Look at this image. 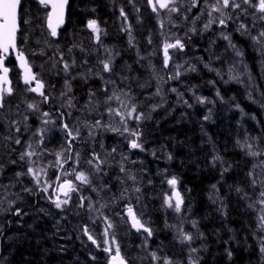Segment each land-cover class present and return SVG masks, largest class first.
I'll return each instance as SVG.
<instances>
[{
	"label": "trees",
	"instance_id": "obj_1",
	"mask_svg": "<svg viewBox=\"0 0 264 264\" xmlns=\"http://www.w3.org/2000/svg\"><path fill=\"white\" fill-rule=\"evenodd\" d=\"M182 1L185 6L188 5L189 0H177L180 3ZM154 7L157 9L155 12L146 0H69L65 25L58 32L55 42L57 49L52 52L39 44L46 33L47 8L39 0H21L18 46L35 64L43 61L44 69L49 74L44 69L40 70L38 79L46 86L45 94L57 91L60 82H73L75 105L79 106L89 89L98 90L100 86V79L96 78H87L93 80L90 88L80 82L82 79H71L76 68L81 65L87 67L93 59L89 56L87 63H82L79 53L74 48L71 49L79 43L86 46V34L92 33L87 27L88 21L96 20L101 29L96 42L99 49L105 46L107 51H114L118 55L111 61L112 72L117 80L122 73L127 72L128 80L136 79L144 84L148 81L149 64L152 77L157 75L156 68L152 65L155 63L158 66L165 60V44L170 40L166 34L167 26L172 25L163 18V13L155 2ZM121 9L127 19L120 16ZM129 32L133 37L132 45L129 44ZM192 33L190 30L187 34L189 37L182 40L185 45L183 50L168 49L169 60L175 63L176 73L179 72L180 75L177 82L171 81L164 85L162 101L158 98L150 100V114L147 112L149 101L144 97V94L151 91L150 87L148 90L131 85L119 87L120 97L128 100L130 105L135 107L137 101L145 106L144 120H139L136 124L133 119L125 121L130 129L134 127L141 132L139 143L150 146V151L158 153L155 157L147 156L145 159L148 166L150 164V178L138 180L142 187L140 193L144 198L142 204L149 224L155 226V234L160 240L157 248L162 256L175 261H186L187 244L178 241L172 233L169 225L171 219L167 221L159 204L160 191L166 189L168 177L160 176L156 168H167L166 174L178 181L177 187L183 197L181 207H185L187 218L191 222H197L196 227L191 223V230L198 238L190 247L198 246L201 255L199 264H264V255L260 252L264 228L260 224V206L257 203L260 197L258 185L253 186L252 183L255 172L258 169L261 171L264 166L259 165L255 157L248 156L247 149L241 147L246 141L252 142V139L264 146V58L257 53L260 45L255 46L250 37L232 35L241 45L242 55L249 65L251 83L245 85V77L243 80L228 78L227 71L233 68L231 64L234 60L233 65H237L240 56H235L231 61L227 56L226 44L219 39L214 40L208 34L202 38V35ZM178 35L176 33L175 37ZM90 47L88 45L85 48ZM55 48L56 46L52 50ZM33 49L44 52L32 54ZM192 50L198 54L197 60H202V66L197 61L195 71L182 58ZM54 52L58 61H54ZM74 57L76 67H70L66 74L61 66L66 59ZM6 64L11 70L14 89L18 86L23 88L19 81H15L18 70L13 57L7 59ZM206 64L209 67H205ZM84 70L88 72L87 68ZM218 71L221 76L216 74ZM182 79L198 87L207 101L203 104L194 103L189 98L190 102L185 103L184 99L178 98L182 95ZM50 81H55L57 85ZM172 89H176V94L171 92ZM19 94L32 101L33 95L26 89L13 90L11 100L15 101ZM57 100L55 98L52 101L55 106ZM64 110H69V107L65 106ZM60 123L55 120L52 127ZM2 130H7L3 116L0 117V133ZM94 132L97 136H102ZM108 138L109 134L106 135V143ZM215 156L220 159L214 160ZM107 178L115 188L117 185L111 179L112 175L107 173ZM27 199L29 202L22 204L12 201L10 214L0 216L5 222L0 230V254L4 256L2 263L107 264L100 252L88 251L83 243L66 235L61 224L42 215L41 209H36L35 204L30 207L29 204L34 203L33 196L27 194ZM40 204L44 208L47 206L43 201ZM31 214L35 216L31 217ZM184 222L188 224L186 220ZM228 251L232 253L231 258L227 255Z\"/></svg>",
	"mask_w": 264,
	"mask_h": 264
},
{
	"label": "rangeland",
	"instance_id": "obj_2",
	"mask_svg": "<svg viewBox=\"0 0 264 264\" xmlns=\"http://www.w3.org/2000/svg\"><path fill=\"white\" fill-rule=\"evenodd\" d=\"M208 2L209 4L215 3V0H208ZM237 2H239V0H237ZM170 6L178 7L180 11L178 13H172L160 7L159 10L163 13V18L166 21L169 23L174 22L178 25L179 29L182 30H179L173 23L167 26L166 34L171 40H169L168 43H175L177 39L182 41L183 37L190 33L191 29L195 28L196 31H192V34L196 36L210 33L214 40L221 39L220 42L228 46L225 49L228 50L227 56H229L231 61H233L236 56L235 52L229 47V42L223 39L221 33L230 35L232 43L241 51L242 47L234 40L233 34H238L239 37H250L249 33L251 36H255L260 30L264 29V21L258 19L261 13L256 12L255 16H253L254 9L248 8L247 5H241V9L233 10L229 8L224 10L232 17V19L228 20L227 27L218 26L220 13L213 12L211 18L215 19L216 22L214 23H217L218 28L216 30H212V25L214 23L208 30H204V25L210 19L208 12L211 10L209 7L205 6L204 0H197V6L191 8V11H188L191 7V0L188 1V5L186 6L183 1L181 3L176 2L175 5ZM242 9H245L246 13L242 11ZM197 16H199V19H196ZM260 21L261 23H259ZM240 23H244L248 29V32L244 35L236 30ZM196 24L198 25L195 26ZM229 24H231L230 27L228 26ZM177 32L179 35L175 37V33ZM84 41H88L85 44L86 46L79 43L76 46H72L71 49L74 48L79 53V59L82 63H87L89 56H92L93 59L89 62L87 67L81 65L79 68H76L71 79L87 80V78L90 77L100 79L101 84L98 90L89 89L87 91L88 101L83 108L76 109L77 111L75 113V108H73L75 106H69L73 110L71 115L69 110H64V107L68 105L67 103L61 106L58 103L56 104L57 108L54 107V110L63 113L65 115L64 118L51 114L44 116V111L41 108L42 105L34 99L33 101H35L39 107L29 109L28 104L34 103L27 99L24 100V103L17 104L21 113L18 112L16 108H9L0 112L3 119L7 117L8 121L7 130H2L0 133V216L1 214H10V205L12 201H16L19 204L28 203L29 199H27V194H29L34 197V203L29 204L30 207L35 204L36 209H41L42 215H47L52 221H57L61 224L64 233L73 236L83 243V246L89 249L88 251L95 250L100 252L107 264H109V257L116 255L117 248H119L121 257L124 258L127 264H163V258L168 257L162 256L161 251L157 248V245H160V240L155 234V226L149 224V218L146 216L144 205L142 204L144 201L140 193L142 187L138 184L140 178H150V164L148 166L145 160L146 157L152 158L157 156L158 153L156 151H150V148L145 146V144H143V148L145 149L143 151L129 147V142L134 139L138 141V137L130 135V133L124 131V129L127 126L130 131L137 130L134 127L130 129L125 120L133 119L136 124L139 120H136L135 117L138 115L141 116L140 120H144L146 117V108L141 102L136 101V114L134 115V111H132L133 106L130 105L128 100L120 97L119 87H121V85H131L135 88H142L143 90H148L150 87L151 91L149 90L148 94H144V97H147L145 98L146 101H149L147 104V112L150 114V100L158 98L162 101L164 85L171 81L177 82V78H172L176 76L175 63L169 60L167 67L165 66V60H162L158 66L154 63L152 66L156 68L155 71L157 75L153 72L152 74H154V76L152 77H150L149 64L148 76L145 74V76L148 77V81L144 84H141L136 79L128 80L127 72L122 73L120 79L117 80V77L112 71H103V62L109 60L113 61L118 55L114 51H107L105 46L99 49L96 45L97 39L94 33H87ZM39 44L41 47H48L52 52L57 49L55 41L47 32L43 35V39H40ZM88 45H91V47L85 48ZM54 46H56V48L52 50ZM259 49L257 53L260 57L264 58ZM33 50V53H38L39 51L44 52L42 50ZM54 53V61H58L56 52ZM197 56L198 54L192 50L189 54L183 55L182 58L187 60L188 65L191 67H197ZM60 57L62 58L63 56L60 54ZM214 58H216V56H214ZM240 58L237 65H233L235 60L232 62L231 67L233 68L231 71L230 69L227 71L228 78L234 76L243 80V77H245L244 84L250 85L251 76L249 74V65L243 55L240 56ZM52 59L53 58H50L51 61H53ZM75 60L76 57L70 60L66 59L61 67L64 68L66 62L70 67H76ZM238 65H241V68H239ZM35 66L39 71H42L45 67L43 61H39ZM52 66L51 69H54ZM86 68L88 72L84 70ZM44 72H46L47 75L49 74L48 70L44 69ZM117 73L119 74L120 71ZM216 74L221 76L219 71L216 72ZM69 84L72 86L71 82H69ZM59 85L58 90L50 94L56 99L59 98L63 100L60 96L63 91L66 93L64 97L67 100L73 99V97H69L72 93V87L71 91L68 92L65 87V82H60ZM182 85V95L181 97L178 96V98L184 99L187 103L190 102L189 98L194 103H198L196 97L205 98L204 93L198 87L193 86V84L190 85L182 79ZM55 87L56 86H54L53 89H55ZM152 88L155 89L152 90ZM157 92H159V94H157ZM171 92L176 94L172 90ZM50 94L48 93V95ZM109 96H113V99L105 102ZM116 96H118L119 99H116ZM205 101H207V99ZM109 109H112V111L109 112ZM129 113H131V117H129ZM6 114H8V116ZM250 115L252 114L250 113ZM55 120L56 123H59V121L61 123L60 125L55 124L52 127ZM98 120L100 121V125L96 126V121ZM65 124L68 125L69 129L73 128L75 130V133L72 132V134H77L78 130L79 137L75 136L74 141L79 139L86 140L85 146L77 148L75 142L72 141L73 146L70 150L66 142H61V139L67 140L68 138L65 132L66 130L63 127ZM51 128L52 130H49ZM114 128L120 131L114 132L110 130ZM17 129H19V131H17ZM54 129L60 133V136L62 135L61 139L60 137L58 139L55 138ZM94 131L102 134V136H97ZM107 134L110 135V138H108L109 141L106 143L105 138ZM17 139L21 141L20 144L15 143ZM249 143L253 145V150L264 149L263 144H258V141L255 139H252V142L249 141ZM113 149H115V151H113ZM26 151L32 152L33 155L31 157L25 156L24 159L21 160V154ZM68 152L70 153V158L66 160L64 155L68 154ZM57 154H59V156ZM94 155L98 157V161H100V163H98L99 171H96L95 168L87 163ZM256 158H258L259 165L264 166V155L257 156ZM13 161H15V163H13ZM98 161L94 160L93 163L96 164ZM79 164H85L84 168L80 170L78 168ZM19 166L23 167L22 171H19ZM30 167L33 169L32 173H28ZM7 168L11 169V172L2 179L3 170L6 171ZM121 168H123L124 171H121ZM156 169L160 176L168 177V179L172 178L166 174L168 171L167 168L161 170L157 167ZM79 171H84L86 174H89L90 184H82L81 181L76 179V172ZM18 172L25 173V175L17 177L16 173ZM107 173L112 175L111 179L113 180L125 181L124 184H116L117 186L113 188L108 182ZM72 175V184L76 187V191L69 192L68 196L58 197L61 191L58 187L55 193H53L55 184L61 186L65 181L69 180V176ZM254 180L258 185L257 192L259 194L261 190H264V183H262L264 182V169H261V171L258 169V171L255 172ZM137 188L140 189L139 192L135 191ZM25 189H31V191H26ZM93 189L96 190L94 191ZM160 189L161 188H158V190ZM172 190V187L166 182V189H161L160 191L161 199L159 200V204L163 210L164 216L167 218V221H169V218L171 219L169 223L170 229L172 233L175 234L178 241L181 239L180 230H183L185 233H192L194 236L192 242H196L198 235L191 230L192 222L187 218L185 207H181V211L176 212L174 207H168L165 204L166 199H170L171 203L173 205L175 204L171 196ZM65 199H68V204H62L59 209L55 207V202L57 200L63 201ZM42 201L47 204V207L44 208L40 204ZM259 206V217L261 218V216H264V211H261L262 206L260 204ZM129 207L133 209V212L145 226L152 230L153 235L151 237H148V234L143 232L142 229L137 231L130 227V218L128 214H126ZM34 216L35 214H31V217ZM184 220H186L188 224H186ZM108 223H111L113 227L108 228ZM4 224V219L0 217V230L4 227ZM85 227L88 229L87 235L84 233ZM105 233H107V235ZM89 235L92 237V240L88 238ZM113 239L115 243L112 242ZM93 240H95L96 243H93ZM183 244H187L185 250L186 261H175L169 258L172 264H189L191 244ZM104 248L110 249V252H105L103 250ZM196 249H198V246ZM152 252H156L161 259L153 261L150 255ZM191 255L193 258H197L198 261L201 258L199 250L196 253H191ZM3 259L4 256L0 254V264H4L2 263Z\"/></svg>",
	"mask_w": 264,
	"mask_h": 264
},
{
	"label": "snow or ice",
	"instance_id": "obj_3",
	"mask_svg": "<svg viewBox=\"0 0 264 264\" xmlns=\"http://www.w3.org/2000/svg\"><path fill=\"white\" fill-rule=\"evenodd\" d=\"M51 2V0H39V3L43 6H47L49 3ZM131 2V0H130ZM149 4L153 3V0H148ZM177 2V0H155V3L159 5V7L161 9H167L169 12L172 13H178L180 11V9L178 7L175 6H170V5H175ZM21 3V0H0V69L3 70L4 75L0 76V81H2L3 83L7 84L8 83V78H7V73L9 71V69L7 67H4V60L7 57V55L9 54V49H12L13 51L17 52V60L20 62L21 67H23L25 69V75H24V83L26 85H30L31 82L35 81L36 86L35 87H29L26 89V91H31L34 93H38L40 96L43 97V100L45 102H47V100L49 99V97L45 94L44 91H42V89H44L45 85L44 83L37 78L36 74H33L31 71V68L28 67L27 61L24 58V53L22 50H18L17 48V44H16V38H17V31H18V7ZM67 3V0H59L58 3H52V8L55 10H59L58 14H57V24L54 25L52 23V17H53V13H49L48 14V27L51 29V35L53 37H55L57 35V27L62 24L63 21V8L64 5ZM205 6L209 7L211 10L208 12V16L210 17V19L208 20V22L204 25V30H208L211 25L216 22L215 19L211 18L212 17V13L213 12H219L220 13V18L218 20V26H222V27H227V22L228 20L232 19L231 15H228L224 10L225 9H241V5H247L248 8H252L254 9L253 12V16H255V13H261V15L258 17L259 20L264 21V0H239V2H237V0H215V3H211L209 4L208 0H204ZM197 6V0H191V7L188 9V11H191V8H194ZM153 11H157L156 7H153ZM242 11H244L246 13L245 9H242ZM120 16L124 17L125 19H127L126 14L124 12L123 9H121L120 11ZM196 19H199V16L196 17ZM88 29H90L92 31V33L96 34V39L99 40V33L101 32V29L97 23L96 20H89L88 24H87ZM237 31L241 32L242 35H244L245 33L248 32V29L246 27V25L244 23H240L239 27L236 29ZM191 31L195 32V28L191 29ZM222 37L224 40H227L229 42V47L235 52L236 56H242V52L236 47L235 44L232 43L231 41V36L230 35H225L224 33H221ZM250 39L252 40L253 44L255 45H260V51H261V55L264 56V29L260 30L258 32L257 35L255 36H251L249 33ZM133 42V37L131 36V32H129V44L132 45ZM149 43H151V40L149 41ZM185 47L184 43L180 40L177 39L175 41V43H166L165 44V66H168V61L170 59L169 55H168V49H179V50H183ZM71 51V49H70ZM70 65L66 62L64 64V71L67 74L68 70H69ZM180 67V66H178ZM205 67H209L207 64L205 65ZM192 71H195V66H193L191 68ZM209 70H212L209 68ZM103 71L104 72H111L112 71V67H111V60L107 61V62H103ZM231 71V69H230ZM180 75L179 72L176 73L175 77H172L173 79L178 78ZM229 79H237L238 77H234V76H230ZM65 87L67 88V91L70 92L71 91V86L69 84V82L67 80H65ZM172 91H176V89H172ZM0 92H6L8 94L12 93V89L11 88H6V89H0ZM94 94V93H93ZM157 94H159V92H157ZM62 95H66V93H62ZM217 95H219V92H217ZM116 99H119L118 96L115 97ZM113 99V96H109L107 97V101H110ZM197 101L201 104L205 103L206 98H201V97H196ZM3 100L4 97L3 95H0V108H2L3 105ZM187 103V102H185ZM69 106H73L71 104V99H69ZM190 106V105H189ZM36 106L34 104L29 103L28 104V108L29 109H33ZM237 107H239L237 105ZM155 110V109H153ZM112 109H109V112H111ZM132 111H135V107L133 106ZM49 113L45 112L44 116H48ZM129 117H131V113H129ZM208 117H205V119H207ZM123 119V118H122ZM136 120H140L141 116H136L135 117ZM100 125V121H96V126ZM63 127L65 128V130H68V125L65 124L63 125ZM111 131L114 132H119V129H110ZM17 131H19V129H17ZM124 131L129 132L130 135L132 136H136L139 137L140 133L137 131H130L127 126L125 127ZM91 134V133H90ZM77 135H78V130H77ZM68 136H72L73 139H75V137L73 136L72 132L70 130H68ZM15 143L20 144L21 141L19 139H17L15 141ZM239 143V142H238ZM30 147V145H29ZM129 147L132 149H140L141 151H143V145L141 143H139L136 139L131 140L129 142ZM242 148H246L247 152L246 154L248 156H252V157H257V156H262L264 155V149H258V150H253V145L251 143H248L247 141L241 145ZM113 151H115V149H113ZM33 155L32 152H24L21 154L20 159L23 160L25 156L31 157ZM59 156V154H57ZM169 159H171V157L169 156ZM214 160H219L220 157L219 156H215L213 157ZM94 160L98 161V157H96L95 155L93 156L92 159H89L87 161V163L89 165H91L93 168L96 169V171H99V167H98V163H100V161H98L96 164L93 163ZM13 163H15V161H13ZM121 171H124L123 168H121ZM225 171H227V169H225ZM33 169L30 167L28 169V173H32ZM17 177L21 176V175H25V173H16ZM249 175L251 176L252 173H249ZM76 179L81 181L82 184H90V180H89V174H86L84 171H79L76 172ZM167 183L172 187V189L174 190L175 193V204L173 205L171 203L170 199H166L165 200V204L168 207H174L176 212H180L181 211V206L183 204V199L180 195V193L178 191H175L176 189V185L178 183L177 179L175 177H172L171 179H168ZM253 186L256 185V181L253 180L252 181ZM264 183V182H262ZM213 187L215 188V185H213ZM26 191H31V189H25ZM60 190L64 193L65 196H68L69 192L72 191H76V187L72 184L71 181H65L64 184H62L60 186ZM94 191L96 189H93ZM46 191V189H45ZM135 191L139 192L140 189L137 188ZM237 191H240V189H237ZM259 199L257 200V203H259L262 208L261 211H264V190H261L259 193ZM68 199H65L63 201H59L57 200L55 202V207L56 208H61L62 204H68ZM83 206V205H81ZM251 207V205H250ZM17 214H19V209H17ZM128 216L131 219V223H132V227L135 228L137 231H140L141 229L143 230V232H146L148 234V237H151L153 235L152 230L149 227H146L145 224L136 216V214L133 212V209L131 207L128 208ZM261 220V226H264V216H261L260 218ZM193 227L197 226V222L193 221ZM108 228L113 227V225L111 223H108L107 225ZM84 233L85 235L88 234V229L87 227L84 228ZM107 235V233H105ZM202 236V234H200ZM180 242L181 243H188L189 245L191 244V242L194 239V236L192 233H185L183 232V230H180ZM90 240H92V237L89 235L88 237ZM262 242H261V247H260V252L262 255H264V238H261ZM113 243H115V240L113 239L112 241ZM93 243H96L95 240H93ZM105 252H110V249L108 248H104L103 249ZM198 251V249L196 248H190V255H189V264H199V261L197 258H193V256L191 255V253H196ZM151 258L153 261L155 260H159L161 259L156 252H152L151 254ZM228 257L231 258L232 253L231 251H228L227 253ZM93 259H95V257H93ZM110 264H126V261L124 260V258L121 257L119 248H117L116 250V255L113 256L111 258ZM163 264H172L171 260L169 258H163Z\"/></svg>",
	"mask_w": 264,
	"mask_h": 264
},
{
	"label": "flooded vegetation",
	"instance_id": "obj_4",
	"mask_svg": "<svg viewBox=\"0 0 264 264\" xmlns=\"http://www.w3.org/2000/svg\"><path fill=\"white\" fill-rule=\"evenodd\" d=\"M214 28H215V30L218 28V26H217V23H215L214 24ZM20 31V30H19ZM19 34V33H18ZM55 42L57 41V40H54ZM10 58H12V56L10 55V57L8 58V59H10ZM18 78H19V76H18ZM19 81H20V78H19ZM77 81V80H76ZM50 82H52V81H50ZM80 82H82V83H84V85L86 86V87H88V88H90L91 87V84L93 83V80H80ZM55 84H56V82H54ZM98 83L99 84H101V80H98ZM71 84H72V93H71V96H69L70 98L71 97H73V99H71V104L73 105V106H75V107H73V108H75V113H76V109H81V108H83L86 104H87V101H88V97H87V94L85 95V99H84V101L82 102V104L81 105H75L76 104V102H75V97H74V93H75V90H74V86H73V82H71ZM45 85V84H44ZM57 85V84H56ZM21 89H23V90H25V89H27V87L26 88H21L20 86H18V87H16L14 90L15 91H19V90H21ZM47 89H46V86H45V91H46ZM62 93H64V92H61V97L65 100L66 98L64 97V95H62ZM12 95V93L11 94H8V95H4V106H5V108L6 109H12V108H16V110L18 109L19 110V112H20V108L17 106V104L19 103V104H21V103H23V101L22 100H24L25 98L23 97V96H21V94H19L18 95V97H16L15 98V101H12L11 100V96ZM48 96V95H47ZM33 98H35L34 96H32ZM31 97V98H32ZM49 97V99H48V101L47 102H43V99H40V98H36L37 99V101L41 104V105H44L45 107H47L46 108V110H47V113H49V115L51 114V115H57V116H61L62 118H64L65 117V115L63 114V113H61L60 111H55L52 107H50V104L49 103H51V105L52 104H54L52 101L53 100H55V98L53 97V95H50V96H48ZM67 102H68V104H69V100H67ZM11 103H14L15 105L14 106H12V104ZM46 111H44V113H45ZM69 113L72 115V113H73V110L69 107ZM68 130H70L71 132H73V133H75V130L73 129V128H68ZM68 130H66L65 132L67 133V135H68ZM54 132H55V136H59L60 137V139H61V136H60V133H58L57 131H56V129H54L53 130ZM73 136L75 137V136H77V137H79V134L77 135V134H73ZM82 138H85V137H82ZM72 141H74V139H73V137L72 136H68V138H67V140H62L61 139V142L63 143V142H66L67 143V145L70 147V150H71V148H72V146H73V142ZM75 142V146L77 147V148H80V147H83V146H85V144H86V140H77V141H74ZM2 149V148H1ZM84 155V154H83ZM85 157V156H84ZM70 158V153L68 154V159ZM69 180H71V181H73V175L72 176H69Z\"/></svg>",
	"mask_w": 264,
	"mask_h": 264
},
{
	"label": "water",
	"instance_id": "obj_5",
	"mask_svg": "<svg viewBox=\"0 0 264 264\" xmlns=\"http://www.w3.org/2000/svg\"><path fill=\"white\" fill-rule=\"evenodd\" d=\"M147 2H148V0H146ZM59 2V0H51V2L47 5V8H48V14L49 13H53V17H52V23L54 24V25H56L57 24V14H58V9L57 10H55L54 11V9L52 8V3H58ZM68 4H69V0H67V3L64 5V8H63V23L62 24H60L58 27H57V34H58V31H59V29L60 28H62L63 26H64V24H65V18H66V12H67V7H68ZM148 5H149V7L151 8V10H153V7H154V0H153V3L152 4H149V2H148ZM20 6V5H19ZM18 12H19V7H18ZM46 29H47V31L50 33V35H51V29L48 27V15H47V18H46ZM18 31H19V24H18ZM18 31H17V33H18ZM52 36V35H51ZM53 37V36H52ZM57 37V35L54 37V38H56ZM16 44H17V38H16ZM12 53V55H13V57H14V59H15V63H16V66H17V69L19 70V72H20V74H21V81H22V83L23 84H25L24 83V75H25V69L23 68V67H21V64H20V62L17 60V52H15V51H13L12 49H9V54L7 55V57L6 58H8L9 56H10V54ZM6 58H5V60H6ZM24 58H25V60L27 61V64H28V67H30L31 68V71H32V73L34 74V70H33V68H32V66L30 65V63H29V61H28V59H27V57H26V55L24 54ZM5 60H4V67H7L6 65H5ZM8 68V67H7ZM9 69V68H8ZM4 75V73H3V70L2 69H0V76H3ZM7 78H8V83L7 84H5V83H3L2 81H0V89H6V88H11V80H10V69H9V71H8V73H7ZM26 85V84H25ZM27 86H30V87H35L36 86V84H35V81H33V82H31V84L30 85H27ZM42 91H44V89H42ZM34 95H36V96H40L38 93H34V92H32ZM0 95H3V92H0ZM175 191H178L179 192V190L178 189H175ZM180 193V192H179ZM60 194H62V195H60ZM64 194H63V192L61 191L60 193H59V196H63ZM181 195V194H180ZM182 197V196H181ZM172 198H173V200H174V202H176V200H175V193H174V190H173V192H172ZM130 223H131V219H130ZM131 226H132V223H131ZM135 229V228H134ZM113 257V256H112ZM111 257V258H112ZM111 258H110V261H111ZM110 264V263H109ZM127 264V263H126Z\"/></svg>",
	"mask_w": 264,
	"mask_h": 264
}]
</instances>
